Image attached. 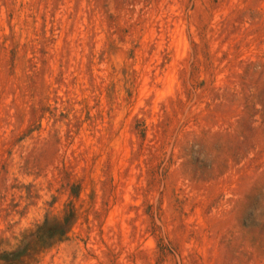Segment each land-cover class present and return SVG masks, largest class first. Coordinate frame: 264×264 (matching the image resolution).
Instances as JSON below:
<instances>
[{
	"label": "rangeland",
	"instance_id": "1",
	"mask_svg": "<svg viewBox=\"0 0 264 264\" xmlns=\"http://www.w3.org/2000/svg\"><path fill=\"white\" fill-rule=\"evenodd\" d=\"M0 264H264V0H0Z\"/></svg>",
	"mask_w": 264,
	"mask_h": 264
},
{
	"label": "water",
	"instance_id": "2",
	"mask_svg": "<svg viewBox=\"0 0 264 264\" xmlns=\"http://www.w3.org/2000/svg\"><path fill=\"white\" fill-rule=\"evenodd\" d=\"M10 263H15V261H11Z\"/></svg>",
	"mask_w": 264,
	"mask_h": 264
}]
</instances>
